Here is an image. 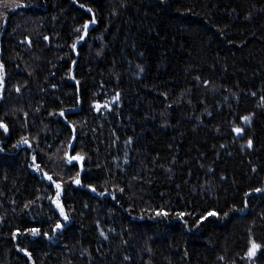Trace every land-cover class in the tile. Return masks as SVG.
<instances>
[{
	"label": "trees",
	"instance_id": "obj_1",
	"mask_svg": "<svg viewBox=\"0 0 264 264\" xmlns=\"http://www.w3.org/2000/svg\"><path fill=\"white\" fill-rule=\"evenodd\" d=\"M0 65V264H264V0H0Z\"/></svg>",
	"mask_w": 264,
	"mask_h": 264
},
{
	"label": "snow or ice",
	"instance_id": "obj_2",
	"mask_svg": "<svg viewBox=\"0 0 264 264\" xmlns=\"http://www.w3.org/2000/svg\"><path fill=\"white\" fill-rule=\"evenodd\" d=\"M81 7H84V6L81 5ZM87 11L91 12V9H87ZM91 23L92 24H95L96 23L95 18L92 19ZM88 28H89V23L88 22H85L84 25H83V29L85 31H87ZM76 31H80V29H77ZM45 39H47V37H45ZM80 39L82 40V39H84V37L81 36ZM73 48H75V45H73ZM2 68H3V65H0V69H2ZM97 107H99V106H97ZM105 107H107V105H105ZM60 115L61 116H64L65 113L62 111L60 113ZM242 119L245 122H248L250 120V117L245 116ZM0 128H4L5 131L8 130L7 127L2 122H0ZM234 131H236L239 134L242 131V129L241 128H235ZM22 142L25 143V144L28 143L27 139H24ZM70 146H71V144H70ZM250 146H251V141H249V147ZM49 159L51 160L52 158L50 157ZM82 159H83L82 156H79V155L73 156V155H69L67 152H65V156L63 158V162L66 163V164H72L73 161H78V160H82ZM33 162L35 163V157H33ZM53 163H56V161H53ZM35 168L38 171H43L40 168V165L39 164H36L35 165ZM44 176L49 181L55 183V181H53V177L51 175H48V173L45 172L44 173ZM79 177H80V173L77 172L76 179L74 180V183L77 184V185H79L81 183V180H80ZM55 187L57 189L56 196L59 197L61 195V184L55 183ZM120 190L123 191V189H120ZM92 191L95 192L96 189L95 188H92ZM256 191H260V189H257ZM101 195H103V193H101ZM53 203H55L56 206L60 209V215H61V217H63L64 220H68V216L64 213L63 207L60 205L59 200L58 199L57 200H54ZM156 215L157 216H160V215H165L166 216L167 213L157 212ZM184 215H185L184 213H177V216L178 217H183ZM216 215H217L216 212H209L208 213V216H216ZM224 215L226 216L227 213H225ZM204 219H207V217H201L200 220L197 221V224L201 223ZM62 226L63 225L60 222H57L56 225H55V228H53L52 231L53 232H56L58 229L62 228ZM29 231L31 232V234L33 236H35V235H37V234L40 233V229H36V228L29 229ZM44 235L47 236L48 234L45 232ZM101 235H104V233L101 232ZM14 238H15V234H14ZM259 248H260V245H257L254 242H252L251 248L249 249V253H248L249 257L254 256L255 253H256V250L259 249ZM25 254L27 255L28 253H25Z\"/></svg>",
	"mask_w": 264,
	"mask_h": 264
}]
</instances>
